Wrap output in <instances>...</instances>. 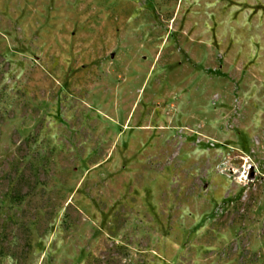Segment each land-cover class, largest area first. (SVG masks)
<instances>
[{
  "label": "rangeland",
  "instance_id": "obj_1",
  "mask_svg": "<svg viewBox=\"0 0 264 264\" xmlns=\"http://www.w3.org/2000/svg\"><path fill=\"white\" fill-rule=\"evenodd\" d=\"M0 264H264V0H0Z\"/></svg>",
  "mask_w": 264,
  "mask_h": 264
}]
</instances>
